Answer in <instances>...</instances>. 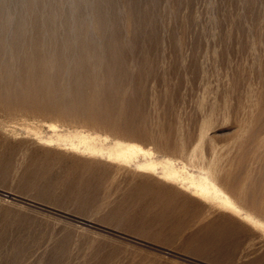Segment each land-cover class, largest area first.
<instances>
[{"label": "rangeland", "instance_id": "obj_1", "mask_svg": "<svg viewBox=\"0 0 264 264\" xmlns=\"http://www.w3.org/2000/svg\"><path fill=\"white\" fill-rule=\"evenodd\" d=\"M0 86V264H264L242 216L39 143H140L264 221V0H0Z\"/></svg>", "mask_w": 264, "mask_h": 264}, {"label": "bare ground", "instance_id": "obj_2", "mask_svg": "<svg viewBox=\"0 0 264 264\" xmlns=\"http://www.w3.org/2000/svg\"><path fill=\"white\" fill-rule=\"evenodd\" d=\"M93 25V24H92ZM65 55V54H64ZM110 56V55H109ZM12 57V56H11ZM30 60V59H29ZM116 61V60H115ZM43 62V61H41ZM46 62V61H45ZM117 62V61H116ZM111 64V63H110ZM26 65V64H25ZM125 65V64H124ZM41 67V66H40ZM32 68V67H31ZM148 68V67H147ZM34 69V68H32ZM42 70V69H41ZM146 70V69H145ZM6 71V70H5ZM8 71V69H7ZM40 71V70H39ZM109 71V70H108ZM107 71V72H108ZM140 71V70H139ZM21 72V71H20ZM33 72V71H32ZM141 72V71H140ZM7 73V72H5ZM34 73V72H33ZM32 73V74H33ZM40 73V72H39ZM117 73V72H116ZM41 74V73H40ZM45 74L44 72L42 73ZM121 74V73H120ZM38 75V74H37ZM140 75V74H139ZM45 76V75H44ZM78 76V75H77ZM81 76V75H80ZM137 76V75H136ZM33 78H35L32 75ZM46 77V76H45ZM82 77V76H81ZM123 78V77H122ZM138 78V77H137ZM22 79V78H21ZM43 79V78H42ZM86 79V78H85ZM125 79V78H124ZM139 79V78H138ZM35 80H37L35 78ZM41 80V79H40ZM83 80V79H82ZM87 80V79H86ZM11 81V80H10ZM39 81V80H38ZM80 81V80H79ZM91 81V80H90ZM139 81V80H137ZM17 82V81H16ZM44 82V81H43ZM83 82V81H82ZM87 82V81H86ZM106 82V81H105ZM123 82V81H122ZM7 83V82H6ZM15 83V82H14ZM13 83V84H14ZM23 83V82H22ZM84 83V82H83ZM88 83V82H87ZM29 84V83H28ZM31 84V83H30ZM80 84V83H79ZM106 84V83H105ZM108 84V83H107ZM115 84V83H114ZM36 85V84H35ZM98 85V84H97ZM12 86V85H11ZM1 87V86H0ZM48 87V86H47ZM87 87V86H86ZM122 87V86H121ZM19 88V87H18ZM28 88V87H27ZM58 88V87H57ZM115 88V87H114ZM9 89V88H8ZM16 89V88H15ZM14 89V90H15ZM92 89V88H91ZM144 89V88H143ZM13 90V91H14ZM52 90V89H51ZM120 90V89H119ZM122 90V89H121ZM56 91V90H55ZM115 91V90H114ZM137 91V90H135ZM34 92V91H33ZM40 92V91H39ZM94 92V91H93ZM117 92V91H116ZM123 92V91H122ZM133 92V91H132ZM19 93V92H18ZM53 93V92H52ZM2 94V92H1ZM39 94V93H38ZM111 94V93H110ZM7 95V94H6ZM13 95V94H10ZM30 95V93H29ZM33 95V94H32ZM31 95V96H32ZM57 95V94H56ZM138 95V94H137ZM3 96V94H2ZM15 96V95H13ZM23 96V95H22ZM5 97V96H4ZM8 97V95H7ZM16 97V96H15ZM132 97V96H131ZM10 98V97H8ZM7 98V99H8ZM91 98V97H90ZM2 99V98H1ZM5 99V98H4ZM16 99V98H12ZM18 99V98H17ZM31 99V97L27 98ZM33 99L34 96H33ZM60 99V98H59ZM110 99V98H109ZM142 99V98H141ZM10 100V99H9ZM21 100V99H20ZM39 100V99H38ZM3 99L1 100L2 103ZM14 101V100H13ZM19 101V100H18ZM33 101V100H32ZM6 102V101H5ZM113 102V101H112ZM135 102V101H134ZM15 103V102H14ZM29 103V102H28ZM118 103V102H117ZM3 104V103H2ZM0 104V105H2ZM16 104V103H15ZM21 104V103H20ZM22 102V106H23ZM37 104V103H36ZM44 104V102H43ZM88 104V103H87ZM112 104V103H110ZM18 105V104H16ZM26 105V102H25ZM42 105V104H41ZM40 105V106H41ZM46 105V103H45ZM95 105V104H94ZM98 104H96L97 106ZM118 105V104H117ZM4 106V105H2ZM29 106V105H28ZM35 105L33 104V107ZM38 106V105H37ZM48 106V105H47ZM86 106V105H85ZM84 106V108H86ZM93 106V105H92ZM107 106V105H106ZM109 106V105H108ZM128 106V105H127ZM32 108V106H30ZM43 107V106H42ZM105 107V106H104ZM40 108V107H39ZM134 108V107H133ZM35 109V108H34ZM89 109V108H88ZM110 109V108H109ZM119 109V108H118ZM116 109L115 111H117ZM24 110V109H23ZM56 110V109H55ZM102 110V109H100ZM43 111V110H42ZM61 111V110H60ZM98 111V109H97ZM114 111V110H113ZM124 111V110H123ZM96 112V111H95ZM102 112V111H101ZM107 112V111H105ZM57 113V111H56ZM104 113V112H103ZM126 114V113H125ZM89 115V114H88ZM97 115V114H95ZM99 115V114H98ZM109 115V114H108ZM124 115V114H123ZM138 115V114H137ZM140 115V114H139ZM105 116V115H104ZM103 117V115H102ZM131 117V116H130ZM100 118V116H99ZM98 118V119H99ZM103 120V119H102ZM105 120V119H104ZM99 122V121H98ZM126 122V121H125ZM57 125V124H56ZM117 126V125H116ZM58 127V126H57ZM55 125H50L52 134L39 138V143H44L49 147L56 145L59 148L73 151L76 154L88 155V157H99L112 163L124 165H134V168L141 173H149L159 176L164 181L179 184L185 190L191 191L194 196L212 204L219 205L234 215L242 216L244 221L252 223L258 228H264V221L255 217L252 213L244 210L238 202L227 193L215 180L208 174L195 172L188 169L185 163H180L173 158L160 159L156 152L150 147L140 143L112 139L108 135H100L87 131L73 130L63 132L58 130ZM135 127V126H134ZM33 133V132H32ZM37 136V134H36ZM39 136V134H38ZM43 144V145H44ZM60 151V150H59ZM69 152V151H68ZM71 156V155H70ZM81 156V155H80ZM117 164V165H119ZM120 166V165H119ZM123 166V165H122ZM225 228V227H224ZM197 242V241H196ZM224 250V249H223ZM225 255V254H224Z\"/></svg>", "mask_w": 264, "mask_h": 264}]
</instances>
